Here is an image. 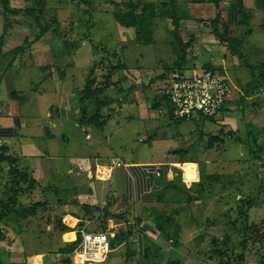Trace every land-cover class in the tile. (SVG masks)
Returning a JSON list of instances; mask_svg holds the SVG:
<instances>
[{
    "label": "crops",
    "instance_id": "obj_1",
    "mask_svg": "<svg viewBox=\"0 0 264 264\" xmlns=\"http://www.w3.org/2000/svg\"><path fill=\"white\" fill-rule=\"evenodd\" d=\"M127 1L139 3L136 12L141 13L135 27L116 20L119 39L138 43L132 47L137 63L131 67L116 52L101 50L100 58L94 60L98 51L92 52L90 63L78 67L85 35L76 36L75 43L69 39L77 47L73 51L66 42L73 33L55 31L71 28L61 21L60 9L76 11L73 0H55L57 5L32 0L38 15L42 13L39 24L16 20L23 10L19 6L10 17L0 11V147L15 159L13 167L33 182H14L15 188L11 183L4 188L7 194L2 192L0 201L7 200L11 189L17 211L6 210L0 219L5 235L0 264H79L69 247L81 239L82 230L103 231L107 226L114 227L117 238L108 260L98 264H142L149 247L162 250L153 214L167 213L162 207L172 198L179 200L200 185L202 166L194 154L202 153L210 166V158L224 147L217 144L201 152V135L196 138L187 123L192 121L171 119L160 82L172 72L193 75L214 69L235 86L233 96L249 101L264 94V59H253L264 54V0H243V8L238 0ZM47 12H53L52 22L44 20ZM28 26L35 33L40 27L48 31L38 36L31 53H22L18 37ZM158 30L170 35L165 39L170 51H153L152 59L144 61L136 48L155 45ZM244 32L243 46L251 44L241 59L221 35L238 39ZM60 41L66 45L63 54L53 47ZM243 66L259 70L262 84L256 91L232 78ZM233 102L221 113L226 119L221 124L234 127L238 122ZM112 160L121 165L112 166ZM0 165V171L12 166ZM188 165L196 166V178L187 177ZM101 166L108 169L105 178L97 176ZM135 222L137 227L132 226Z\"/></svg>",
    "mask_w": 264,
    "mask_h": 264
},
{
    "label": "rangeland",
    "instance_id": "obj_2",
    "mask_svg": "<svg viewBox=\"0 0 264 264\" xmlns=\"http://www.w3.org/2000/svg\"><path fill=\"white\" fill-rule=\"evenodd\" d=\"M45 1L57 5L55 0ZM96 1L99 3V8L94 4ZM110 1L121 0H94L90 2L92 6L82 5L79 0H73L76 11L71 7L73 12L70 13L60 9L61 21L71 23V28L68 30L65 27L55 28V31L64 35H68L69 31L73 33L74 37L66 38L68 46L71 44L70 40L74 39V43L79 40L75 39L76 36H81L82 33L85 35L82 36L85 46H80L77 52L78 57L83 59L78 62V67L83 68L86 62L90 63L91 53L96 51L98 53H95L94 60L100 58L102 52L109 51V53L116 52L128 66L137 63L132 50L134 45L132 38H127L126 42L119 39L120 33L114 11H120L122 2L116 7ZM127 2L126 0L124 3ZM17 6L23 10L16 20L33 22L31 15L27 13L28 10L36 11L32 0H9L8 7L11 10H15ZM52 13L44 14V20L52 22L54 19ZM34 31L33 27L28 26L22 29L23 33H19L18 40L22 53L32 52V45L38 39L40 32L39 29L37 33ZM169 37L170 35L165 34L164 31L158 30L156 37L158 41L154 43L155 45H141L135 52H139V55L143 54L144 61L148 57L149 60L152 59L153 51L167 55L170 50L165 39ZM142 38L140 41L144 40V37ZM244 40L246 41L245 38ZM250 44L251 42H247L242 47L244 52ZM71 45L75 51L77 47L73 43ZM119 45L122 48L118 49ZM53 47L55 52L61 51L63 54L66 48L65 41H60L59 45ZM253 59L261 61L264 59V54L259 57L254 56ZM246 63L247 61L244 65ZM110 67L111 65L108 68ZM240 69L238 68L235 74H231L232 78L240 80L247 89L256 91L259 84H262L257 80L260 75L259 70L253 72L245 66ZM259 95L261 97H254L249 101L242 95L232 97V102L235 100L231 106V110L235 112L232 115L238 117L234 127L221 124L226 120L224 114L212 119L202 118L199 121L187 122L191 125V129L195 130L192 134H196V138L201 135L199 139L201 152L217 144L219 147L220 144H224V147H220V152L210 158L212 161L210 166L205 164L206 158L202 153L199 154L197 151L194 154L202 166L203 175L200 185L184 194V197L180 196V201L172 198L168 206L162 207L163 212H167L165 214H169L171 220L167 233L170 238L158 234L156 241L162 250L156 252L147 246L148 250L145 258L142 257V264H264V94ZM186 170L188 178H196L195 165L186 166ZM209 170H211L210 174ZM15 180L8 171L4 169L0 171V197L4 188L13 184ZM178 202L183 208L176 206ZM155 217L154 213L153 218ZM132 226L137 227V222ZM178 228L180 245L175 247L172 238L178 232Z\"/></svg>",
    "mask_w": 264,
    "mask_h": 264
},
{
    "label": "built area",
    "instance_id": "obj_3",
    "mask_svg": "<svg viewBox=\"0 0 264 264\" xmlns=\"http://www.w3.org/2000/svg\"><path fill=\"white\" fill-rule=\"evenodd\" d=\"M159 89L169 103V113L177 121H199L215 118L231 101L235 86L230 80L212 69H203L193 75L173 72L162 80ZM112 166H120L119 160H112ZM108 169L101 166L97 176L105 178ZM107 226L103 231H81V241L74 250L73 260L79 264L106 262L112 252V242L117 233Z\"/></svg>",
    "mask_w": 264,
    "mask_h": 264
},
{
    "label": "trees",
    "instance_id": "obj_4",
    "mask_svg": "<svg viewBox=\"0 0 264 264\" xmlns=\"http://www.w3.org/2000/svg\"><path fill=\"white\" fill-rule=\"evenodd\" d=\"M214 3H218L217 0H210ZM240 3V6L243 8V0H238ZM80 4L82 5H88V6H92V4H90L89 0H79ZM111 2V1H110ZM115 3V2H114ZM124 3V2H123ZM120 5L121 9L118 12H115V16H116V20L123 26L126 27H135L136 24L138 23V19L141 15V13H137V9L139 8V3H134L133 1H128L127 4H123ZM9 0H0V11L5 13L6 17H10L12 14H15V12L13 10H11L9 7ZM119 4L116 3V7H118ZM142 10H144V7L141 8ZM88 11V10H87ZM28 14L31 15L33 22L32 23H36L39 24V18L42 16V13L40 12V14L38 15V11H34V10H28L27 11ZM38 15V16H37ZM39 35L41 36L43 35L45 32L48 31V28H44V27H40L39 28ZM246 33H242L241 36L238 39H233L230 38L228 36H223L221 35V37L226 40L227 42H229V46L230 48L236 53L238 54V56L241 59H244L246 57V54L243 50V42H244V38H245ZM124 67V65H123ZM113 68V66H112ZM260 68L264 69V63L260 64ZM249 133H251V131H249ZM255 141V139H254ZM4 150H6L5 148L1 147L0 148V163L2 162H9L10 164H12L11 168L8 170V174L10 176L13 177V179L15 180V183H17V185H19L21 182L24 183H29V186H31L33 184L32 180H29L28 174L25 172H20L16 167H13V163H15V159H13L10 156L5 155ZM14 184V183H13ZM12 184V188H15ZM11 190V189H10ZM10 190L8 189V195H7V200H1L0 201V209H1V213H0V219L3 216V213L5 214L6 210L11 211V210H16V202H14V198L16 197H11L10 194ZM16 191V189L14 190ZM4 194H7V191H4ZM14 199V200H13ZM13 202V203H12ZM156 217L154 219L155 223H156V230L159 231L165 238H170L168 233V229L169 226L171 225L170 222V217L168 215L162 214L160 212H156ZM180 229L178 228V232L174 234L172 241H174V246L175 247H179L180 245V233H179ZM264 234V232H263ZM5 239V235L3 234V232L0 229V240H4ZM81 239H78L77 242H74L70 247H69V251H71V253L73 254L74 250L76 249V247L79 245Z\"/></svg>",
    "mask_w": 264,
    "mask_h": 264
},
{
    "label": "bare ground",
    "instance_id": "obj_5",
    "mask_svg": "<svg viewBox=\"0 0 264 264\" xmlns=\"http://www.w3.org/2000/svg\"><path fill=\"white\" fill-rule=\"evenodd\" d=\"M186 183V182H185ZM193 183V182H192Z\"/></svg>",
    "mask_w": 264,
    "mask_h": 264
}]
</instances>
